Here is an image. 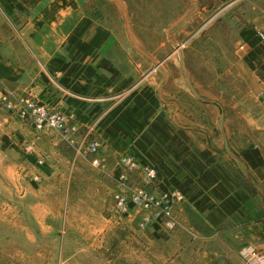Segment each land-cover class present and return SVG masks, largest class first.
Masks as SVG:
<instances>
[{"label":"crops","instance_id":"crops-1","mask_svg":"<svg viewBox=\"0 0 264 264\" xmlns=\"http://www.w3.org/2000/svg\"><path fill=\"white\" fill-rule=\"evenodd\" d=\"M74 3L76 11L70 17L61 13L66 0L33 4L28 26L34 32L38 27L43 41L28 45L29 58H19L13 35L5 38L0 34L4 92L15 98L31 97L61 111L78 127L67 138L56 131L38 133L33 124L20 122L0 106V174L5 169L17 192L25 191L34 219L30 226L45 231L63 228V236L58 237L64 243L106 244V264H245L242 252L247 248L264 253V138H259L264 135V38L259 34H264L257 31L243 38V42L258 39L255 46L247 42L250 50L241 61L250 70L256 105L247 111L250 138H242V144L235 140L237 146L231 136L244 131L221 124L222 109H212L222 136L217 139L206 125L199 129L180 125V102L164 94L168 82L166 87L157 86L160 98L155 103L140 92L132 101H124L126 86L137 72L125 45L114 28L100 25L83 12L82 0ZM203 117L209 125L211 121L205 114ZM159 119L165 122L170 138L182 133L192 154L209 156L207 162L197 155L208 171L218 173V181L210 188L204 189L198 181L207 170L193 178V186L185 193L172 182L176 178L183 186L190 172L168 149L170 141L164 143L150 134ZM194 133L205 136L206 145L202 139L201 143L195 141ZM93 144L99 146L97 154L89 152ZM235 147L239 150L230 153L229 148ZM249 150L259 151L261 165L250 166L243 156ZM126 157L136 163L135 169L127 171V185L142 186L144 167L152 166L158 169L154 184L148 187L152 192L175 189L187 198L175 206L177 224L171 232L164 233L154 224L148 230L152 237H148L137 227L135 212L121 222L114 219V195L119 190L121 161ZM219 185L226 190V200L233 198L238 204L234 211H226L224 202L216 198L213 189ZM199 189L202 194L197 200L208 197L214 209L201 210L191 200ZM118 230L121 238L115 239ZM92 256L94 253L90 259H95ZM69 257L60 255L61 259ZM83 257L77 251L70 258Z\"/></svg>","mask_w":264,"mask_h":264},{"label":"rangeland","instance_id":"rangeland-1","mask_svg":"<svg viewBox=\"0 0 264 264\" xmlns=\"http://www.w3.org/2000/svg\"><path fill=\"white\" fill-rule=\"evenodd\" d=\"M36 1L42 0H0V34L5 38L13 35L18 44L20 59L29 58L31 52L28 45L43 41V36L38 33L39 28L36 27L34 32L28 26ZM82 1L83 12L88 17L100 25L115 29L128 51L132 65L137 69L135 78L126 86L128 93L124 101H132L134 94L140 92L148 102L154 100L155 103L160 98L157 86L164 87L165 82H168L170 84L164 94L180 102L179 107L183 110L179 116L180 125H196L198 129L206 125L217 139L221 136L216 127L219 119L212 109H222L220 123L244 131V134H237V137L231 136L233 143L242 144V138H250L251 117L250 111H247L253 103L256 105V98L252 92L255 89L249 76L250 70L241 65L247 53L240 46L245 43L243 38L248 34L257 31L264 34V0ZM75 5L74 0H66L63 6L65 11L61 13L65 12L67 17L73 16ZM3 89L0 85V106L16 117L7 109L3 98L20 101L31 97L15 98L11 92H4ZM168 108L170 110L172 107ZM203 114L211 121L209 125ZM193 135L195 141L201 143L202 139L206 145L205 136L198 133ZM259 136L260 139L264 138V135ZM196 145L201 151L202 147ZM235 148H229L230 153L239 150ZM4 171L0 174V264L108 262L106 244L102 245L104 250L90 251V248L103 247L100 244L64 243L58 237L63 236V228L54 227L45 231L30 226L34 219L29 212L26 193H18L11 183L9 173L5 174ZM128 187L133 188L130 185ZM186 200L185 197L183 202ZM173 216L176 225L175 208ZM113 217L119 222L124 219L115 213ZM137 227L152 237L148 230L153 225L140 228L137 223ZM171 231L163 229L164 233ZM115 232V239L121 238V230ZM118 246L116 242L115 247ZM147 246H151L149 242ZM82 250L88 251L80 252ZM77 251L83 253L84 257L71 259ZM61 253L70 257L61 259ZM90 253H94L92 257L95 259H90Z\"/></svg>","mask_w":264,"mask_h":264},{"label":"built area","instance_id":"built-area-1","mask_svg":"<svg viewBox=\"0 0 264 264\" xmlns=\"http://www.w3.org/2000/svg\"><path fill=\"white\" fill-rule=\"evenodd\" d=\"M260 37L264 38L262 34ZM241 50L248 52L247 42L240 46ZM8 110H10L22 123L33 124L38 133L56 131L63 137H71L78 132V127L71 123L65 113L52 109L32 98H22L20 101L9 100L4 97ZM99 146L93 144L89 152L97 154ZM97 164V161H94ZM122 173L119 177V190L114 195L115 210L118 216L127 217L131 212L138 215V226L145 228L148 225L159 224L163 229L173 230L174 208L185 200V196L177 190H168L161 194L152 192L148 187L154 184L157 171L152 166L144 167L143 185L130 188L127 185V171L136 168L133 159L126 157L121 161ZM245 264H264V253L254 248H247L242 252Z\"/></svg>","mask_w":264,"mask_h":264},{"label":"trees","instance_id":"trees-1","mask_svg":"<svg viewBox=\"0 0 264 264\" xmlns=\"http://www.w3.org/2000/svg\"><path fill=\"white\" fill-rule=\"evenodd\" d=\"M258 39L254 37H250L247 39L246 42H248L251 46H255L256 42ZM112 70V72L116 73L115 70ZM165 122L162 121V119H159L155 123L152 124L150 134L152 136H156L160 141L166 143L169 142L168 149L174 153V157L178 160L181 161L184 167H187L190 176L186 180L185 184L182 186L180 185V182L176 179L173 178V183L178 186L179 188H182L183 192H187L189 189H191L192 181L193 178L199 177V174L202 173L204 170H207L204 165H202L200 162H198V157L197 155L203 157L207 162L209 161V156L207 154H192L188 147H186L184 141L187 140V137L184 136L182 133L179 134L176 137L170 138L167 128L164 124ZM243 156L246 158L250 166L252 167H257L262 164V160L260 158V153L258 150H249L243 153ZM156 171L158 170L155 168ZM170 168H168L169 171ZM199 184L204 188L208 189L210 186L214 184V182L218 181V173L215 171H206L203 175H201L198 179ZM200 190V189H199ZM168 191V189H165V192ZM202 190H200L198 193H195L194 196H190L192 201H196V204L201 210H206V209H214L215 205L210 201L208 197H203L200 200H197L198 197L200 196ZM213 192L216 196V198L222 200L224 202L223 208L226 211H234L235 209L238 208V204L235 202L233 198H228L226 200V190L222 185L216 186L213 189Z\"/></svg>","mask_w":264,"mask_h":264}]
</instances>
